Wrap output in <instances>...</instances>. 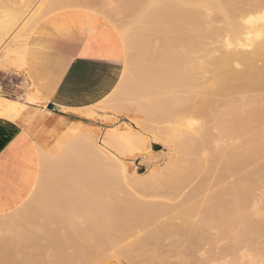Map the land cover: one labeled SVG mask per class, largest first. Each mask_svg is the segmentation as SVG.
I'll return each mask as SVG.
<instances>
[{"label":"bare ground","instance_id":"1","mask_svg":"<svg viewBox=\"0 0 264 264\" xmlns=\"http://www.w3.org/2000/svg\"><path fill=\"white\" fill-rule=\"evenodd\" d=\"M35 1L0 0V59L3 58L1 61H4L5 66H11L15 57L21 56V64L28 70L30 77L34 73V70L29 68L34 60L32 47L27 41L15 39L5 43V37L23 29L24 25L17 26L18 21L22 19L27 18L26 23L33 25L34 20L39 21L58 10L69 8L66 0H40V7L31 14V6L38 0ZM246 1L134 0L130 3V8H127L131 10H126L131 13V24L115 25V22L113 24L111 23L113 21L110 22L113 30L118 33L125 52L134 53V55L130 54L132 60L128 61V65L132 64V68L135 66L134 62L141 61L142 55L146 54L142 52L144 45L141 48V44H138L145 38L144 36L160 35L163 47H160L161 49L158 47L154 56L146 58L150 61L147 71L146 68L144 71H139L140 69L136 68L139 67L138 63L134 67L137 70L134 71L129 69L131 68L129 65L127 73L124 71L121 75L124 79L121 80L120 76L115 88L93 104L79 108L93 109L98 104L108 106L107 102L113 96L119 98L113 99L116 102L112 101V104H119L118 101L124 100L122 98H128L131 106L134 107L135 104L139 113L144 114V118L154 121L152 124L159 121L167 124V127L162 125L165 130L161 134L162 127L158 128L159 130L156 128L159 134L154 133L152 140L155 142L163 137L166 142H170L168 161L162 169L150 170L152 172L148 177L146 176L148 180H139L137 174L130 171L121 157L126 154L144 153L147 150L145 139L147 137L144 138L129 127L108 129L101 142L81 132L69 133L65 129L57 138L54 149L44 151L35 144L36 174L31 185L33 189L17 207L0 214V230L8 231V234L13 231L12 236L22 235L25 241L21 242L18 237L17 240L15 237V240L10 239L11 236L3 231L9 238L5 236L7 240L4 241L2 239L4 234L0 233L2 237L0 249L3 251L12 250L14 247L17 249L16 253L14 250L9 251L12 254L8 255L10 256L8 259L4 258V254L0 256V264H19L18 261L20 264H26L22 257L24 254L32 255V252L29 250L24 251V254L19 252V257L17 253L20 250L23 252L26 246L28 247L24 242L29 241L34 247L36 258L37 252L38 254L43 252L38 250L43 246L40 243L44 244L47 253L48 250L51 252L52 255L47 254L48 258L51 257V261L45 260L44 264H50L52 261V264L62 263L63 258L67 256L68 251L66 252L65 249L67 247L73 249V251L69 250L73 254L76 252L83 256V258L78 256L77 259H89L97 264H121L122 261H127L128 264H162V252L159 253V249L166 239L172 240V245L168 244L170 247L177 246L178 249L182 241L191 240L197 237L199 232L204 231L202 229L204 226L220 227L226 232V228H230V225L235 223L241 228V233L239 232L241 235L235 236L237 237L234 238L235 242H244L247 239L249 242V238L245 239L248 235L253 239L264 240V218L254 222V219L252 221L248 215L250 212H245L247 196H251L248 195L247 190H252L250 188L253 184L250 179L247 182L250 176L244 173L247 167L264 156V21L260 19L261 14L264 13V0ZM153 3L158 4L159 7H149ZM82 24L83 29L88 33L87 42L82 49L85 52L83 57L98 61L95 57L108 56L104 52L95 50L93 46L91 40L95 35V28L89 29L86 20ZM21 47L27 48L26 58L21 54ZM37 49L34 47V50ZM111 61L116 62V60ZM153 67L154 70H151ZM40 94V90L35 87L31 92L17 99L0 95V117L15 120L28 105L40 104ZM106 96L108 99H105ZM33 100L36 103H33ZM46 104L43 107H46ZM192 121L195 123L190 126ZM210 125L218 131V137L213 136ZM152 133L153 130L150 134ZM223 139L232 143L223 147L218 146ZM240 139L241 142L234 145L233 142ZM191 156L195 159H190ZM218 158L224 161L225 169L232 176L240 175L238 184L231 185L227 190L234 201L231 203L226 201L229 206L228 217L222 215L220 220V212L217 215L220 225L215 224V217L212 220V215L216 213L212 211L217 209L218 204L225 202L223 198L225 193L223 199L217 198L219 197L217 195L203 203L206 204L204 211L195 204H189L204 189L201 187L204 186L202 183L195 186L186 200L184 199L185 202L178 204L179 206L164 205L168 204L169 200H165L166 203L163 204L155 201V203L149 201L144 203L145 201L134 198L135 194L133 197L130 196L126 189L132 187L141 193L152 194V197H155L157 191L162 194L160 189H166L169 191H165L168 192L164 195L166 198L169 194H177L178 197L180 185H185L202 164H212ZM63 193L67 197V204L64 207L59 203V197ZM159 195L154 199H158ZM168 197L175 198V196ZM255 204L258 205V202ZM255 204L251 206L252 216L256 213ZM257 210L261 213L259 208ZM258 211L256 214H259ZM40 219L45 223L55 219V223L52 221L53 224L58 221L60 224L62 221L65 228L61 224V227L57 226L58 224L56 226L66 231L61 233L63 236L65 234V237H61L55 230H50L52 228L50 224L47 226L37 222L34 225L31 222ZM20 220L31 222L30 225L34 227L31 230L34 229V233H29L26 230L28 228L24 226L25 222ZM27 222L25 225L29 226ZM12 225L17 227L14 226L15 229L12 227L13 230H10ZM204 232L201 234L204 235ZM30 235L31 238L33 237L32 240L36 238L32 241L34 243L31 242V238L26 241V236L30 237ZM37 235L40 237L37 238ZM38 239L41 242H38ZM179 239L182 241L178 244ZM250 240V249L256 250L258 254L257 246L263 249L264 246L258 244L262 242L258 241V245L253 246L254 241ZM239 243L236 245L238 246ZM22 244L24 248L21 249L19 245ZM230 250L232 249L227 251ZM13 253L17 255V257L14 255L18 258L17 263ZM70 254L68 253V258ZM68 258L66 257V260ZM76 260L73 264L79 262ZM167 260L169 263L168 258L165 264ZM182 260H179L180 263L179 261L173 263L185 264ZM90 262L83 261L84 264ZM252 262L249 264H253ZM39 263L41 264L40 261Z\"/></svg>","mask_w":264,"mask_h":264},{"label":"rangeland","instance_id":"2","mask_svg":"<svg viewBox=\"0 0 264 264\" xmlns=\"http://www.w3.org/2000/svg\"><path fill=\"white\" fill-rule=\"evenodd\" d=\"M66 1L68 2L67 4H69V5H67L69 8H64L65 11L64 10H58V11L48 15L44 19H40L39 21L34 20L32 22V23H34L33 25L30 24V25H32L31 28L35 29V30L33 29L31 32L26 33V35L28 36L27 42L32 47V54L34 56V58H33L34 60H32L31 65L29 67L32 70H34V73H32L31 77L29 76L28 70L24 66H22V64H21L22 63V61H21L22 57L21 56L15 57V59L13 61V65H11V66H5L4 61H1V60H3V58L0 59V61H1L0 62V87H1L0 95L4 96L6 98H9V99H17L18 97L24 96L26 93L31 92L33 88H35V87L38 88V85H39L40 87H43V88L40 89L41 99H40V104L38 106L42 107V110L44 113H48V111H51L47 108V106L43 107L46 104L47 100H50V98L45 96V92H48L47 93V94H49L48 96L52 97L57 86H53L54 81L52 80V73H51L50 67H48L46 65V54H49L46 51H52L55 48V45L58 43L57 39H75V38H78L79 40H82L83 42H84V40H87L88 39V33L86 30L83 29V24H82V22L84 20L87 21L89 29L95 28V30H96L95 35L91 40L93 42V44L95 45V50L104 52L108 55H111L113 53V50H115L116 52H120L121 50H123L124 54L122 56L118 57V59L120 61L118 63L120 65L119 78L123 74V72L125 71L124 70L125 69L124 68L125 60L127 59L126 61H127V65H128V61L132 60V57H130V54L132 53L134 55V53L132 51H130V54H129V52L127 54V51L125 52V49L123 48V46L121 44L120 37L118 36V33L113 30L112 24L114 22H115V25L131 24V22H132V20L130 18L131 13L126 12V10L127 11L131 10V9H127V8H130V6H131L130 3H132L134 0H73V1L66 0ZM70 1L72 2V4ZM246 2H249V0ZM40 5H41L40 0H38L35 4L33 2L32 6H31V9H32L31 14L33 13V10L35 12L40 7ZM73 5L78 7V8H76V7L72 8V7H74ZM110 5H116V7H110ZM86 10L93 12V13H98V14L89 16V15L85 14ZM129 19H130V21H129ZM108 20H110V21H108ZM111 21H113V22H111ZM53 25H68L69 27L62 29V30H58ZM144 37H143L144 38L143 40L141 39V43H138V44L139 45L141 44L140 45L141 48L144 45L142 52H144L143 54H145V53L146 54H145V56L142 55L143 59L141 58L142 59L141 61L139 60L136 62L139 64V67H136L137 64L135 62H134L135 66H133V68H132V64H129V65H131V68H129V69L132 71H134V69L137 70L136 68H139L140 69V70L138 69L139 71H144L146 68L145 71H147V69L149 67L148 65H150V61H148L146 58L154 56L155 55L154 53H156L155 51H157L156 49L158 47L159 48L163 47V45H161L162 40L160 39V35L158 36L157 34H150V35L144 36ZM143 41H144V43H143ZM139 45H138V47H139ZM34 47H35V49L40 48L42 51H40V49L34 50ZM140 47H139V49H141ZM150 54H151V56H150ZM128 55H129V57H128ZM38 60H39V62H38ZM129 65H128V67H129ZM134 67H136V68H134ZM151 70H154V67ZM40 78H41V80H40ZM36 80H37V82H36ZM9 81H11L14 85L17 86V87H15V90L13 93H9L8 89L6 88ZM116 85H117V83L115 84V86ZM115 86L113 88H115ZM115 98L117 99L119 97L113 96L110 99L111 101L109 100L110 102L109 101L107 102L108 106H106V104H104V106H103V104H98V105L94 106L93 109L79 108L81 106L74 107V109H66V108L60 109V111H64V113H67V115H66L67 119L63 120L62 124L57 125V127L59 128L58 132L64 130L65 126L69 124L66 128V131H68L69 133L70 132H81L83 134L92 136V137L96 138L98 140V142H101L105 132L110 128H113V127H116L118 129L119 128L124 129L125 127L131 128L132 130H134V132L136 131L138 134L143 135L144 138L147 137V138H145L147 150L141 154L137 153L139 155H136V154L135 155H128V154H126V155H124L125 157L122 156L121 159L125 162V164L128 166V168L130 169L131 172L133 171V173L137 174V176H138L137 178L139 180L146 181V180H148L147 177L150 175V173L152 171L159 170V168L162 169L165 166L164 164H166V162L168 161V158L170 156V154L168 155V153H170L169 151L171 150V148H169L171 145L170 142H168V141L166 142V140L163 137H161L162 139L158 138V140L155 142L153 141L154 140L153 135H154V133L156 134L158 132V130H159L158 128L162 127V125L163 126L165 125V127H167L166 126L167 124L163 123L162 121L156 122L157 125L152 124V122L154 123V121L150 120L147 116L146 117L149 119V121H148V119L144 118V114L139 113V110L135 104H134V107L131 106L128 98H126V97L122 98V99H124L123 101H118L120 105L114 103L115 104V106H114V104H112L111 102L112 101L116 102V100H113ZM122 99L120 97V100H122ZM135 107H136L137 111H136ZM1 119H4V118H1ZM6 120L15 121L16 118H15V120L14 119H6ZM127 128H125V129H127ZM150 128L153 130L152 134H150L152 132V130ZM156 128L158 129L157 131H156ZM51 130H49L45 135H43V137L40 139V141L38 143V145L44 151H47L50 148L51 149L55 148L56 141L58 138V135H57L58 132L57 133H51ZM150 130H151V132H150ZM164 130L165 129L162 127L160 134L162 132H164ZM210 130H211L213 136L217 135L215 137H218V131L212 125H210ZM257 130H259L258 127H257ZM148 134H150V135H148ZM157 134H159V132ZM248 136L249 135H247V138H248ZM242 139H240L236 142H233L234 145L235 144L238 145ZM161 140H164L165 142L161 141ZM222 142H219L218 146L223 147L226 144L232 143L231 141H229L227 139H223ZM168 144H169V147H168ZM178 153H179V151H177V154ZM192 158L195 159L194 156L190 157V159H192ZM223 162L224 161L222 159L218 158L212 164H206V165L202 164L201 165L202 167L200 166V169L194 174V176L190 177L189 181L187 183H185V185L182 184L179 186L178 197H177V194L176 195H174V194L168 195V196H175V198L174 197L171 198L168 196L166 198L164 195H167L169 192L166 189H160V191H162V194H161V192L157 191L156 194H154L155 197H152V194H149V193H141L139 191H136V189L132 188V187L131 188L126 187V189H127V191H129L128 194L130 196L133 197V195L135 194L134 198H136L138 201H140V199H141L142 202L145 201L144 203H146V201L148 203V201H149L151 203L158 202V204H163L165 202V200L166 201L169 200L170 202L168 201V204L165 202L166 204H164V205H169V206H174V205L176 206L177 205V206H179L178 204L181 205L183 202H185L190 191L195 186L202 183L204 186H201V187H204V189L202 188L203 190L199 193V195H197L193 200H191V202L189 204L197 205L199 207V209L202 211L203 209L205 210V207H206V204L204 205L203 203H206L210 198H212L214 196L217 197V195L219 196L217 198H220V197H221L220 199L224 198L225 202L218 204L217 209L212 211V213H215V212L216 213L214 215L211 214L212 220L214 217L216 218V220H214V221H216L215 224L220 225V220L222 219V215H224L223 217H228V215H229V212L227 210L229 206H227L228 204H226V201H228L227 203H231L232 201H234L233 196H229L227 193V190H228V188H230L231 185L235 186V184H238V180L240 177V175L239 176H236V175L232 176L227 171V169H225ZM150 170H152V171H150ZM244 173L248 174L250 176L247 179V182L250 179V182L252 181V184H253V186H252V184L249 182L250 185L252 186V188H250V189H252V190L249 191V190H247L249 188L246 189L248 192V195L251 194L252 197L249 195L251 197V199H250V197L247 196L248 203L246 205L245 212H247V213L250 212V214L248 213V215L250 216L251 220L253 221V219H254V222H255L256 220L258 221L261 218L262 219L264 218V208H262V207H264V156L261 158L259 157V159L257 161H255L254 164L247 167L246 170L244 171ZM251 174L254 176L252 177ZM246 187H247V184H246ZM32 189H33V187L30 186L28 193H30V191ZM132 189H134V190H132ZM135 191H136V193H133ZM165 191H168V192L165 193ZM158 193L160 195H163V196L161 197ZM136 194H137V196H136ZM223 194L225 196L222 198ZM144 195H146V196H144ZM158 195L160 198L158 197V199H154ZM141 196H144V197H141ZM227 199H230L231 201H229ZM222 201H224V200H222ZM252 202H254V203H252ZM255 202H258V205L255 204ZM59 203L63 207L66 206L67 197H66V195L64 196V193L60 195ZM224 204H226V205H224ZM248 204H249V206H248ZM252 204H255L256 205L255 209L259 208L261 213H259V211L256 209V213L258 211L259 214H256L253 212L255 215L252 216V210H253V209H251V208H253V207H251ZM219 212H220V214H219ZM218 214H219L220 218L217 216ZM217 218H219L220 220H217ZM36 219H38V218H36ZM224 219L227 220V218H224ZM224 219L222 220V222H224ZM162 220H164V219H162ZM195 220H197V218H195ZM21 221L25 222L24 226H26V228H28L26 230L29 233H32L34 231V229H33V231L31 230L32 228H34L32 226V224L34 223V225H35L37 222H38L37 224L42 223V224H45L47 226H49V224L52 225L53 229L52 228L50 229L48 227L47 228L50 230L57 231L61 237L63 236L61 233H66V231L64 229L62 231V229H59L57 227V226H59V227L62 226L65 228L66 227L65 224L61 221V223H60L61 226H60L59 221L57 220L58 222H56V224H58V225L56 226V224H53L56 221L55 219H53L51 221H46V223H48V224H46L45 221H43V220L41 222V219H40V221H37V220L33 221L32 220L31 225H30L31 222L29 223L27 221L20 220V222ZM52 221H53V223H52ZM26 222L29 223V226L25 225ZM62 223H63V225H62ZM20 224H23V223H20ZM14 226H15V228L17 227L16 225H14ZM14 226L12 225L10 227V230L15 229ZM12 227H13V229H11ZM204 227H207V226H204ZM204 227L202 229L204 231L205 230L206 231L205 232L201 231V233L204 232V235H202L199 232L197 237H194L191 240L182 241V239H179L178 244L181 241L182 242L179 245L178 249H177V246L170 247L169 245H172V243H171L172 240L169 239L170 241H168L166 239L163 243V246H161L159 249V253L162 252L161 257L163 260L161 263L165 264V260L169 258L170 264H172L173 262H178L180 259H183L182 262L183 263L185 262V264H249L252 261H253L252 262L253 264H261L260 260H262L261 258H264V257H262V256H264V250H263L264 249V247H263L264 246L263 245L264 240L262 241L261 238L260 239H253V237L249 236V235L245 238V239L249 238V242L251 241L250 239H252L254 241V244H252L253 246H257L258 244L262 245L263 249L259 248V245L257 246L258 254H256L257 253L256 250L250 249L251 246H249L248 239H247V241H244V242L236 241L237 243L241 242V244L239 243L238 246H240V247L238 248V246L236 245L237 243L234 241L235 240L234 238H237V237H239V235H241V234H239V232L241 231V228H239V226L236 225L235 223H234V225L233 224L230 225V228L227 227L226 232H225V229H221L219 226H218L219 228H217L216 226H213V227L209 226V227H207V229H204ZM202 229H200V230H202ZM0 231H1L0 233L2 234L3 231H5V230H0ZM4 233L8 234L9 232L5 231ZM35 233H36V231H35ZM37 234H39V233L37 232ZM12 235H14L13 231L11 234H8V236H11L10 239L13 238L15 240V238H16V240H17V237H18V240H21V242L25 241L24 238L22 239V235H19L17 237H15L16 235L15 236H12ZM5 236H6V234H4V236H2L3 238L1 236H0V238L4 239V241H6L8 237L6 236L7 238L5 240ZM31 236L32 235H30V237L26 236V238H25V239H27L26 241H28L29 240L28 238H31ZM235 236H237V237H235ZM36 237L39 238L40 235H37ZM63 237H65V234ZM32 238H31V242L36 239L35 238L32 240ZM175 240H177V239H175ZM189 241H191L190 242L191 245H190ZM258 241H261L262 243L257 244ZM29 242H24V244L27 243L26 245H28V247L25 245L26 248L23 250V252L17 247L18 250H20L17 253L18 257L20 256L19 252L23 253V254H24V251H28V250L32 252V255L30 254L31 256L30 255L27 256L26 254H24L25 255L24 256L22 254L23 255L22 258H24L26 264H28L29 262H30V264L31 263L32 264H40L39 261L41 262V264H44L46 262L51 261V257L48 258V255H49V253L51 254V252H49V250H48V253H47V249L44 246V244L40 243V245L41 246L43 245L44 247L42 246L43 247L42 248L40 246L42 249L39 247L40 249H38V250H42L43 252H42V254L39 252L41 254L42 258L40 257L38 259L40 254H38V252H37L38 257L36 258V252L34 250V247L31 246ZM38 242H41V240L38 239ZM32 243H34V242H32ZM245 244H246V246L248 245L247 247L245 246L246 248L244 247ZM29 245H30V247H29ZM36 245H37V243H35V245H34L37 249L38 247ZM232 245H234L235 247L234 246L231 247ZM19 246L21 249L24 248L23 244L19 245ZM236 246H237V250H236ZM187 247H189V249ZM14 248L12 250H14V253H16L17 249H16V247H14ZM67 248H65L66 252L68 251L66 254L67 255L66 257L68 258V253H71L70 254L71 256H69V258L67 260H66V257L64 256L65 258H63L62 263H59V264H71V263L73 264L78 256H80L79 258H83L82 255H79L76 252L74 254H73V252H70V251H73L72 248H70V249L68 248V250H67ZM150 248L153 249V247H150ZM226 248L232 249V250H230L231 253L228 252L227 251L228 249L226 250ZM154 249H155V247H154ZM163 249L167 250L171 253L164 251ZM0 250H2V252L0 251V256H3V254H4V256H5L4 258H6V259H8V257H10L8 255L10 253L12 254V252H13L11 249L10 250L12 252H9L10 250H7V251L5 250L6 252L3 251V249H0ZM249 251H251V252H249ZM259 251H261V252H259ZM223 252H224V255H223ZM5 253L7 255H5ZM14 253H13V257H15V256L17 257V255H15ZM25 253H27V252H25ZM167 253L169 255H167ZM229 253H230V255H229ZM28 254H29V252H28ZM166 256L167 257L169 256V257L167 258ZM16 257H15V259H16L15 261L17 263L18 258H16ZM44 257H47V258L45 259ZM11 258H12V256H11ZM26 259H28V260H26ZM42 259H43V262H42ZM9 260H11V259H9ZM20 260L24 261L22 259H20ZM45 260H46V262H44ZM69 261H70V263H69ZM76 261L80 262V263L76 262L77 264H84V263H86V261H89V262L91 261L92 264L95 263V261L89 260V259L88 260L77 259ZM83 261H84V263H83ZM262 261H264V259ZM18 262L20 264V261H18ZM33 262H35V263H33ZM91 262H90V264H91ZM180 262L181 261H179V263ZM52 263H53V261H52ZM52 263L50 262V264H52ZM169 263L167 260L166 264H169ZM95 264H97V263H95ZM121 264H128V262L122 261ZM138 264H142V263H138ZM173 264H175V263H173Z\"/></svg>","mask_w":264,"mask_h":264},{"label":"crops","instance_id":"3","mask_svg":"<svg viewBox=\"0 0 264 264\" xmlns=\"http://www.w3.org/2000/svg\"><path fill=\"white\" fill-rule=\"evenodd\" d=\"M57 40L55 48L46 51V65L57 86L52 97L45 92L50 98L46 106L53 109L44 113L41 106L28 105L15 121L0 118V214L13 210L27 196L36 174L34 145L53 127L51 133L59 131L57 125L67 119L60 109L93 104L119 79L120 65L115 61L80 56L87 40Z\"/></svg>","mask_w":264,"mask_h":264},{"label":"snow or ice","instance_id":"4","mask_svg":"<svg viewBox=\"0 0 264 264\" xmlns=\"http://www.w3.org/2000/svg\"><path fill=\"white\" fill-rule=\"evenodd\" d=\"M110 7H116V5H110ZM149 7H159V5L156 3H153V4H150ZM85 14L91 16V15H96L98 13H93V12L86 10ZM26 19L27 18L18 21L17 26L19 27V25L22 24V25H24L23 29L19 32L14 33L13 35L5 37V39H4L5 43H7L8 40H10V39H15L17 41H27L28 40V36L26 35V33L31 32L32 28L29 24L26 23ZM260 19L262 21H264V13L261 14ZM53 26L56 27L58 30H62V29L69 27L68 25H53ZM89 43H91V41H89ZM85 48H87V45L85 46ZM21 54H22L23 58H26V56H27V48L26 47H21ZM123 54H124L123 50H121L120 52H116L115 50H113V53L111 55H108V56L101 55V56L95 57V58L102 59V60H116V62L119 63L120 61H119L118 57L122 56ZM84 55H85V52L82 51L81 56H84ZM124 68H125V73H127L128 65H127L126 60L124 62ZM123 79H124V76H121V80H123ZM105 99H108V97L106 96ZM32 102L36 103L35 100H33ZM194 123H195L194 121L190 122V126ZM261 264H264V261H261Z\"/></svg>","mask_w":264,"mask_h":264},{"label":"built area","instance_id":"5","mask_svg":"<svg viewBox=\"0 0 264 264\" xmlns=\"http://www.w3.org/2000/svg\"><path fill=\"white\" fill-rule=\"evenodd\" d=\"M11 85V86H10ZM15 87H17L16 85H14L11 81L8 82L6 88L8 89L9 93H13L15 90ZM1 89V87H0Z\"/></svg>","mask_w":264,"mask_h":264},{"label":"water","instance_id":"6","mask_svg":"<svg viewBox=\"0 0 264 264\" xmlns=\"http://www.w3.org/2000/svg\"><path fill=\"white\" fill-rule=\"evenodd\" d=\"M47 108H48L49 110H52V109H53L52 105L47 106Z\"/></svg>","mask_w":264,"mask_h":264}]
</instances>
